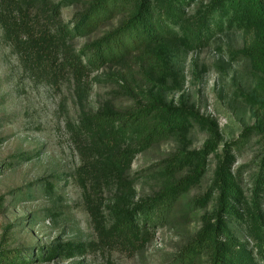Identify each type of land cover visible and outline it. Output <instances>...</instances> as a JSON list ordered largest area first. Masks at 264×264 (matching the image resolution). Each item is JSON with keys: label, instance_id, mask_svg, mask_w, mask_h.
<instances>
[{"label": "rangeland", "instance_id": "obj_1", "mask_svg": "<svg viewBox=\"0 0 264 264\" xmlns=\"http://www.w3.org/2000/svg\"><path fill=\"white\" fill-rule=\"evenodd\" d=\"M42 2L0 0V18L12 30L13 22L25 16L28 22L45 24ZM47 2L61 3L62 21L71 27L85 7L62 6L61 0ZM195 6L196 2L190 11ZM1 19L0 250L17 255L15 264H183L180 252L204 225L201 216L215 211L218 194L212 195V184L227 144L236 154L233 169L250 200L264 145L260 131L243 136L247 127L264 125V113L256 104L264 99V73L241 52L252 46L253 32L228 30L192 48L177 40L168 42L164 46L168 69L155 71L140 57L104 66L85 78L79 90L68 73L56 75L32 53L17 48ZM117 25L118 18L103 21L95 31L69 43L81 49ZM120 72L134 80L128 90L119 89ZM150 75L163 80L166 88L145 85ZM157 93L170 105L198 113L205 119L203 127L193 121L189 133L170 136L137 153L122 174L106 166L101 161L105 156L97 157L81 136L84 112L114 105L125 111ZM211 138L218 140V148L205 157V174L176 204L177 217L152 226L139 246L121 244L111 233L114 215L109 207L134 206L159 192L165 180L163 169L176 154L202 151ZM193 170L189 165L182 175ZM209 194L212 198L202 204L198 198L207 199L204 196ZM226 219L234 234L254 246L246 224L235 216ZM82 243L85 247L76 256L48 255L52 247Z\"/></svg>", "mask_w": 264, "mask_h": 264}, {"label": "trees", "instance_id": "obj_2", "mask_svg": "<svg viewBox=\"0 0 264 264\" xmlns=\"http://www.w3.org/2000/svg\"><path fill=\"white\" fill-rule=\"evenodd\" d=\"M43 1L41 16L45 24L28 22V16H25L24 20L13 22V31L2 17L0 19L17 48L32 53L56 75L68 73L79 90L83 89L85 78L104 66L125 64L140 57L145 58L144 64L148 62L155 71L168 69L170 61L164 55V46L168 42L177 40L189 48L198 47L217 33L228 30L254 33L252 46L244 47L241 52L264 73V0H208L206 4L201 0H61L62 6L85 5L72 27L62 21L61 3L49 5L47 0ZM195 2L196 6L190 11ZM115 18H118V25L100 39L81 49L70 45L71 39L95 31L101 22ZM133 81L126 72L118 74L120 90H128ZM144 83L155 89L166 88L163 80L151 75ZM129 99L137 100L133 96ZM138 101L125 111L114 105L84 112L80 120L81 136L87 138L95 155L105 156L101 161L121 174L137 153L170 136L189 133L193 121L202 127L205 122L190 108L170 105L161 93ZM256 104L264 113V99ZM253 131L262 132L264 141L263 124L247 127L243 136L251 135L249 133ZM217 143L216 138H211L202 151L181 150L176 154L174 161L163 169L162 189L153 196L134 206L109 207L114 215L111 233L115 238L123 245L139 246L152 226L177 217L176 204L205 174V157L218 148ZM226 146L212 184V195L218 194L215 211L201 216L204 225L180 252L179 260L183 264L264 262V145L250 200L233 169L237 161L233 147ZM194 159L197 163H193ZM189 165L194 170L183 176ZM212 195L198 199L207 205ZM228 216H235L247 225L254 246L250 247L234 234L227 223ZM83 246V243L55 246L50 248L48 255L73 257L81 253ZM3 252L0 250V264H15L12 260L19 259L17 255H4Z\"/></svg>", "mask_w": 264, "mask_h": 264}]
</instances>
